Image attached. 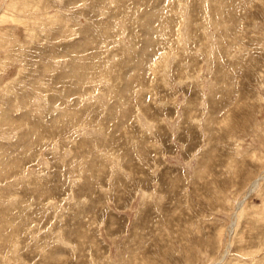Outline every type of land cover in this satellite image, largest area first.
I'll return each instance as SVG.
<instances>
[{
  "label": "rangeland",
  "instance_id": "obj_1",
  "mask_svg": "<svg viewBox=\"0 0 264 264\" xmlns=\"http://www.w3.org/2000/svg\"><path fill=\"white\" fill-rule=\"evenodd\" d=\"M0 264H264V0H0Z\"/></svg>",
  "mask_w": 264,
  "mask_h": 264
},
{
  "label": "bare ground",
  "instance_id": "obj_2",
  "mask_svg": "<svg viewBox=\"0 0 264 264\" xmlns=\"http://www.w3.org/2000/svg\"><path fill=\"white\" fill-rule=\"evenodd\" d=\"M258 183H259V180H258V181L255 183V185L253 186V190L257 187V184H258ZM253 190H251L250 193L253 192ZM250 193H249V194H250Z\"/></svg>",
  "mask_w": 264,
  "mask_h": 264
}]
</instances>
